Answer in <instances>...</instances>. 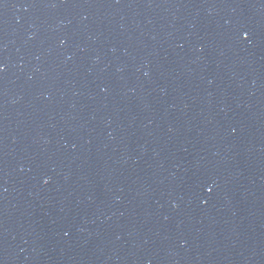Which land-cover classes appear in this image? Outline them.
<instances>
[{"label": "water", "instance_id": "obj_1", "mask_svg": "<svg viewBox=\"0 0 264 264\" xmlns=\"http://www.w3.org/2000/svg\"><path fill=\"white\" fill-rule=\"evenodd\" d=\"M0 264H264V0H0Z\"/></svg>", "mask_w": 264, "mask_h": 264}]
</instances>
